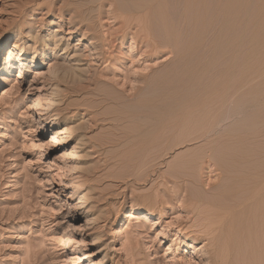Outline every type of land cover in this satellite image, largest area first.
<instances>
[{"label":"rangeland","instance_id":"obj_1","mask_svg":"<svg viewBox=\"0 0 264 264\" xmlns=\"http://www.w3.org/2000/svg\"><path fill=\"white\" fill-rule=\"evenodd\" d=\"M82 1L0 0V264H264V0Z\"/></svg>","mask_w":264,"mask_h":264},{"label":"bare ground","instance_id":"obj_2","mask_svg":"<svg viewBox=\"0 0 264 264\" xmlns=\"http://www.w3.org/2000/svg\"><path fill=\"white\" fill-rule=\"evenodd\" d=\"M82 2H83L84 4H87V3H88L87 0H84V1H82ZM82 2H81V3H82ZM139 2H140V1H139ZM139 2H138V3H139ZM89 4H90V3H89ZM74 13H76V15H77V19L81 22V21L83 20V19H82V14H80V13L77 12V11L74 12ZM54 46H56V44H54ZM44 47H45V45H44ZM44 47H43L42 49H44ZM16 48H17V47L14 45L13 49H16ZM42 49H41V53L39 54V56H41V55L44 54L43 51H42ZM9 56H10V55H9ZM6 60H7V59H6ZM37 61H38V57L34 58V59H33V64H37ZM3 67H4V66H3ZM177 69H178V68H177ZM6 70H7V69H6ZM6 70H5V71H6ZM181 71H182V70H181ZM186 71H187V70H186ZM180 73H181V72H180ZM180 73H179V74H180ZM176 74H177V73H175V75H176ZM179 74H178V75H179ZM182 75H183V74H182ZM173 76H174V75H173ZM175 77H176V76H175ZM163 85H164V84H163ZM165 86H166V83H165ZM201 89H202V88H201ZM163 90H164V89H163ZM167 90H168V89H167ZM170 90H171V89H170ZM185 90H186V89H185ZM164 91H166V90H164ZM185 92H186V91H185ZM185 92H184V93H185ZM201 92H202V90H201ZM159 94H160V93H159ZM166 94H167V93H166ZM188 94H189V93H188ZM162 95H163V94H162ZM167 95H168V94H167ZM170 95H171V94H170ZM97 96H99V95H97ZM163 96H164V95H163ZM165 96H166V95H165ZM168 96H169V95H168ZM155 97H157V96H155ZM178 97H179V96H178ZM191 97H193V96H191ZM162 98H163V97H162ZM160 99H161V98H160ZM172 99H173V98H172ZM177 99H178V98H177ZM170 100H171V99H170ZM173 100H174V99H173ZM179 100H180V98H179ZM186 100H187V99H185V101H186ZM166 101H167V100H166ZM175 101H176V100H175ZM177 101H178V100H177ZM155 102H156V100H155ZM159 102H160V100H159ZM159 102H158V103H159ZM151 103H152V102H151ZM161 103H162V102H161ZM155 104H156V103H155ZM155 104H153V107H154ZM159 104H160V103H159ZM165 107H166V106H165ZM156 108H157V107H156ZM152 109H153V108H152ZM159 121H160V120H159ZM159 121H158V122H159ZM164 121H167V120H164ZM160 122H161V121H160ZM162 125H163V124H162ZM176 125H177V124H176ZM176 125H175V126H176ZM169 126H170V125H169ZM174 128H176V127H174ZM144 129H145V127H144ZM147 129H148V128H147ZM68 130H69V129H68ZM68 130L65 129V128L63 127L62 129L59 130V132H57L58 136L54 137L53 135H51V136H52V139L50 140V142H51V143H59V136L61 137V136H63V135H69V134L71 135V134H72V132H69ZM159 130H160V128H159ZM161 130H162V129H161ZM171 130H172V129H171ZM146 131H147V130H146ZM146 131H145V130H142V131L137 132L136 134L133 132L132 136H134V135H135V136H138V135H143V136H144V135L147 133ZM121 133H122V132H121ZM122 134H123V133H122ZM128 135H129V133H128ZM128 135H127V136H128ZM153 136H154V135H153ZM67 137H68V136H67ZM121 137H122V136H121ZM128 137H130V136H128ZM144 137H145V136H144ZM69 138H70V136H69ZM135 138H136V137H135ZM134 140H135V139H134ZM162 140H163V138H162ZM153 141H154V138H153ZM129 144H130V143H129ZM126 153H127V152H126ZM126 153H125V154H126ZM125 154H124V155H125ZM127 154H128V153H127ZM156 155H157V154H156ZM120 158H121V157H120ZM124 160H125V159H124ZM127 160H128V159H127ZM121 163H122V162H121ZM223 218H224V217H223ZM226 219H227V218H226ZM238 219H239V217H238ZM240 220H241V219H240ZM238 221H239V220H238ZM220 222H221V221H220ZM210 226L212 227L213 224H212V225H209V227H210ZM215 226H216V225H215ZM227 226H228V225H227ZM209 227H208V228H209ZM213 227H214V226H213ZM217 228H218V227H217ZM224 228H225V227H224ZM212 230H213V229H212ZM208 231H209V230H208ZM250 231H251V230H250ZM250 231H249V232H250ZM212 232H213V231H212ZM210 233H211V231H210ZM225 233H226V232H225ZM228 233H230V232H228ZM214 234H215V233H213L212 235H214ZM221 236H222V235H221ZM224 236H226V235H224ZM230 236H231V235H230ZM230 236H229V237H230ZM218 237H220V236H218ZM227 237H228V236H227ZM227 237H226V240H224L225 238L223 237V238H224L223 241H226V243H227L228 241H234V240H232L233 238L230 237V238H231V240H230V239H227ZM229 237H228V238H229ZM232 237H233V236H232ZM248 237H249V236H248ZM241 238H242V237H241ZM241 238H240V239H241ZM243 238H245V237H243ZM221 239H222V238H221ZM235 240H236V239H235ZM244 240H245V239H244ZM221 241H222V240H221ZM249 241H250V240H249ZM251 241H252V240H251ZM236 242H237V240H236ZM217 243H218V242H217ZM219 243H220V242H219ZM230 243H231V242H230ZM221 244H222V242H221ZM219 245H220V244H219ZM223 245H224V244H223ZM223 245H222V246H223ZM227 245H229V243H228ZM227 245H226V246H227ZM230 245H231V244H230ZM232 245H233V244H232ZM220 246H221V245H220ZM216 247H217V246H216ZM223 247H224V246H223ZM223 247H222V249H223ZM225 248H226V247H225ZM230 248H231V247H230ZM250 248H251V247H250ZM226 249H228V248H226ZM226 249H224V251H225ZM217 250H218V249H217ZM227 251H228V250H227ZM246 251H247V250H246ZM231 252H232V251H231ZM248 252H249V251H248ZM251 252H252V251H251ZM222 253L225 254L226 251H225V252H222ZM220 254H221V251H220ZM216 255H217V253H216ZM250 255H251V254H250ZM244 257H245V256H244ZM227 258H228V257H227ZM227 258H226V259H227ZM83 259L86 260V259H88V258L84 255V256H83ZM235 259H236V257H235ZM237 259H238V258H237ZM243 259H245V258H243ZM250 259H251V258H250ZM250 259H249V262H247L246 260H243V261H244V262H247L248 264H250V262L252 261V259H251V261H250ZM220 260H221V259H220ZM223 260H224V259H223ZM241 260H242V259H241ZM241 260L239 261V263L241 262ZM226 261L229 262L228 260H226ZM234 261H235V260H234ZM243 261H242V264H243ZM222 262H223V261H222ZM224 262H225V261H224ZM220 263H221V262H220ZM225 263H226V262H225ZM229 263H230V262H229ZM233 263H234V262H233ZM222 264H224V263H222ZM227 264H228V263H227ZM237 264H238V262H237ZM245 264H246V263H245Z\"/></svg>","mask_w":264,"mask_h":264}]
</instances>
